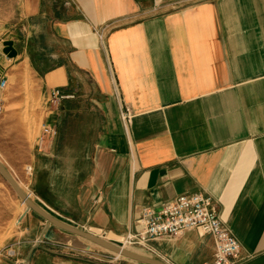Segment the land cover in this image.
<instances>
[{"label": "crops", "instance_id": "1", "mask_svg": "<svg viewBox=\"0 0 264 264\" xmlns=\"http://www.w3.org/2000/svg\"><path fill=\"white\" fill-rule=\"evenodd\" d=\"M23 3L9 37L18 55L0 44V78L15 70L0 92V136L20 175L33 167L44 208L121 236L142 228L145 208L203 193L241 243L242 264H264V0H166L160 11L153 0ZM55 88L71 97L50 105ZM45 123L57 134L39 146ZM33 242H16L31 264H88L34 258ZM153 245L168 264L215 253L196 229Z\"/></svg>", "mask_w": 264, "mask_h": 264}, {"label": "rangeland", "instance_id": "2", "mask_svg": "<svg viewBox=\"0 0 264 264\" xmlns=\"http://www.w3.org/2000/svg\"><path fill=\"white\" fill-rule=\"evenodd\" d=\"M23 2L24 0H0V44H2V41L12 40L9 39V37L13 36L11 31L20 21L24 13ZM8 75L9 83L6 89H9L10 85L15 82V70L9 72ZM30 81L31 74L28 70H26L24 73V83L28 86ZM40 130L42 134V125L39 127V131ZM39 131L36 129H30V137L33 138L34 135L39 134ZM0 132L2 133L1 128ZM4 139L5 138L0 136V160L6 164V166H8V169L19 182L22 189L34 201L44 208L45 206L36 197L33 187L29 184V179L32 177V175L28 173H25L24 176L20 175L16 171L15 167L6 161L7 155L4 152V148L6 147L7 149L8 147L7 142ZM14 156L21 158L25 156V153L17 152L14 153ZM15 164H22V162L18 161ZM26 208H28L27 204L22 201L12 186L0 173V259L8 258L11 261H14V264L17 263V260L27 261L29 264H31L30 260L23 259L18 255L20 247L16 243L18 237H26L33 238V243L35 244L34 258L35 256L39 255L40 252L46 251L51 253L52 258L60 263L66 261H77L88 264H141L139 262L126 259L122 256H118L86 239L60 230L54 226H49L46 220L37 215L35 212L29 211L28 209L25 212L24 210ZM11 209L13 210V217L12 219H8V214L10 213ZM48 211L58 219L69 223L67 219L61 217L63 215L61 212L57 211L58 213H54L53 211ZM64 217H66V215ZM31 219L32 222H30ZM69 224L72 223L70 222ZM98 232L100 233V231ZM132 233H126L121 236L103 235V237H110L112 242L121 246L124 245L130 248L138 249L145 255L160 259L161 256L163 257V255L156 249L154 245L147 248L139 243H135L133 239L131 241L128 237L129 235H132ZM100 235L102 236L101 233ZM10 251H15V255H9L8 253ZM20 251L21 255H27L30 253V248L23 247L20 249Z\"/></svg>", "mask_w": 264, "mask_h": 264}, {"label": "built area", "instance_id": "3", "mask_svg": "<svg viewBox=\"0 0 264 264\" xmlns=\"http://www.w3.org/2000/svg\"><path fill=\"white\" fill-rule=\"evenodd\" d=\"M166 0H153L154 10L160 11ZM8 86V77L0 78V92ZM71 95H65L60 89H52L46 96L50 105L58 106L63 99ZM5 112L4 102L0 97V117ZM124 119H129L127 113H122ZM57 134L54 126L43 124L42 134L39 137V146L44 141ZM28 174H33V167H27ZM142 228L129 235V239L143 245L152 247L153 242L162 237L176 239L186 231L196 229L204 234H209L215 241V253L212 261L207 264H242V245L233 234L230 227L225 225L220 218L216 205L210 197L203 193H185L171 201L164 202L160 209L145 208L142 213ZM9 255H15L10 251ZM16 264H29L27 261L17 260Z\"/></svg>", "mask_w": 264, "mask_h": 264}, {"label": "water", "instance_id": "4", "mask_svg": "<svg viewBox=\"0 0 264 264\" xmlns=\"http://www.w3.org/2000/svg\"><path fill=\"white\" fill-rule=\"evenodd\" d=\"M3 52L9 58H15L18 55V50L15 47L14 40L3 41ZM0 173L4 179L12 186L14 191L22 199L24 203L27 204L28 210L35 212L40 217L44 218L49 226H54L60 230L66 231L83 239H86L114 254H118L126 259H130L142 264H168L160 258H155L145 254L138 253L131 249L120 246L99 234L92 233L86 228H79L72 224L66 223L57 217H55L48 210L43 208L40 204L34 201L20 186L19 182L16 180L14 175L8 169V167L0 160Z\"/></svg>", "mask_w": 264, "mask_h": 264}, {"label": "bare ground", "instance_id": "5", "mask_svg": "<svg viewBox=\"0 0 264 264\" xmlns=\"http://www.w3.org/2000/svg\"><path fill=\"white\" fill-rule=\"evenodd\" d=\"M46 208H47V206H45ZM28 208H26L24 211L26 212V210H27ZM50 210V209H49ZM59 215V214H58ZM107 239V238H106ZM109 240V239H108ZM111 241V240H110ZM119 245V244H118ZM121 246V245H120ZM123 247H125V248H128V249H131V250H133V251H136V252H138V253H141L140 252V250H138V249H135V248H130V247H128V246H124L123 245ZM141 254H144L143 252L141 253ZM116 255H118V254H116ZM118 256H120V255H118Z\"/></svg>", "mask_w": 264, "mask_h": 264}]
</instances>
